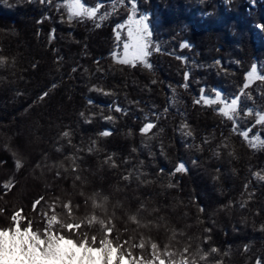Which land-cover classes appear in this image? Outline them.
Returning <instances> with one entry per match:
<instances>
[{"label": "trees", "instance_id": "1", "mask_svg": "<svg viewBox=\"0 0 264 264\" xmlns=\"http://www.w3.org/2000/svg\"><path fill=\"white\" fill-rule=\"evenodd\" d=\"M63 1L0 0V229L22 210L43 231L71 201L145 261L156 244L166 264H264V81L244 87L253 65L264 76V0H82L100 7L71 19ZM130 14L147 17L150 67L113 58ZM216 89L240 97L233 120L201 99ZM87 231L98 244L100 223Z\"/></svg>", "mask_w": 264, "mask_h": 264}, {"label": "snow or ice", "instance_id": "2", "mask_svg": "<svg viewBox=\"0 0 264 264\" xmlns=\"http://www.w3.org/2000/svg\"><path fill=\"white\" fill-rule=\"evenodd\" d=\"M67 3L69 13L78 17L87 16L92 18L100 7L99 3H97L96 7H85L81 0H67ZM132 6L135 8V4ZM146 20L147 17L143 15L139 19H134L133 14L128 16L127 38L123 41V52L121 53V58L117 61L119 64L135 67L139 63L145 67H150L147 58L152 54L153 49L150 48L151 41L149 37L151 32L148 23L145 22ZM120 27L122 26H117V28ZM116 39L120 41L121 36L119 33H116ZM180 46L184 48L189 45L181 44ZM155 50L159 51L158 48ZM113 58L116 59L115 52H113ZM256 72V66L253 65L251 71L247 73L246 80L248 82L252 80L264 81V76H257ZM188 75L187 72L184 73L185 80L188 79ZM244 87L247 88L248 83H245ZM44 95H47V93ZM41 99H43V96ZM201 99L205 104H222L223 106L220 107L219 112L229 120H233L237 113L240 97L237 96L232 98L230 103H225L221 99L220 91H216L215 99H208L203 95ZM199 102V100L196 101V103ZM115 111L121 112L123 109L116 107ZM106 118L109 120L113 119L111 116ZM256 123L264 124V115H260ZM153 127V123H145L141 127L140 132L142 134L147 133ZM191 134L190 131L187 132L188 136H191ZM240 134L247 138L249 133L248 131H242ZM69 135L70 133L68 132L63 133L65 137ZM100 135L108 136L110 131L105 130ZM19 166V162H17V167ZM113 167H115V164H113ZM75 170L73 168V171ZM175 171L185 172V164L181 162ZM258 178L264 180V176H259ZM76 179L79 180L80 177L77 175ZM124 179L127 180L128 177L125 176ZM169 186L171 187V185ZM4 187L9 188L10 184H6ZM43 199L41 197L33 203L34 210ZM95 200L98 202L97 199ZM85 203H87V200ZM62 208L66 210V215L57 213L55 204L50 206L49 211L43 213L45 223L43 231L39 229L33 230L31 221H28L27 226L22 227L20 223L24 219L22 210L14 212L11 216L12 226L7 229H0V264H117V261L126 262V264H145L143 256H133L131 251H127V254H125L124 246L119 243V240L114 244L109 239L113 228L108 226L105 221L102 219L98 220L94 214L85 215L79 219L74 218L75 213L71 201L63 203ZM131 221L136 223L137 217L135 215L131 216ZM97 222L100 223L102 230L98 244L97 236H90L87 231ZM124 243L128 244V241ZM130 247L143 249L144 245L141 242L138 245L132 244ZM157 247L156 244L152 245L153 251L151 252L152 260L150 264H166V261L156 254L155 250ZM215 250L213 249V251Z\"/></svg>", "mask_w": 264, "mask_h": 264}, {"label": "rangeland", "instance_id": "3", "mask_svg": "<svg viewBox=\"0 0 264 264\" xmlns=\"http://www.w3.org/2000/svg\"><path fill=\"white\" fill-rule=\"evenodd\" d=\"M81 3L82 4H84V2L81 0ZM84 6L86 7V5L84 4ZM62 9L64 10V12L66 13V15H67V17L69 18V19H71L74 15H71L70 13H69V9H68V3H67V0H64L63 2H62ZM143 16H145V15H143ZM134 19H139V18H134ZM147 21V20H146ZM145 21V22H146ZM146 23H148V22H146ZM118 25H120V26H122V27H120V28H117V30L115 31V35H116V33H119L120 34V30L121 29H124V31H125V34H126V38H127V26H128V19H126V21L125 22H121V23H119L118 22V24H117V26ZM148 27H149V24H148ZM121 50H117L115 53H116V59H114V60H117L118 61V59H120L121 58V53L123 52V41L121 42ZM256 74H257V76H260V73L258 72V70H257V72H256ZM247 76V75H246ZM255 81H257V80H252L251 82H248L247 80H246V83H248V85H250V84H252L253 82H255ZM216 91H220V90H218V89H216L215 90V93H216ZM220 93H221V91H220ZM203 96L204 97H206V98H208V99H215V95H205V94H203ZM234 98H236V97H234ZM221 99L222 100H224L225 101V103H230V100L232 99H226L225 97H223V95H222V93H221ZM219 105H220V107H222L223 105L222 104H220V103H218ZM238 105H239V101H238ZM150 262H151V260H149V261H145V264H150ZM122 264V263H121Z\"/></svg>", "mask_w": 264, "mask_h": 264}, {"label": "clouds", "instance_id": "4", "mask_svg": "<svg viewBox=\"0 0 264 264\" xmlns=\"http://www.w3.org/2000/svg\"><path fill=\"white\" fill-rule=\"evenodd\" d=\"M0 68H4L8 65L9 63V58L6 57V56H2L0 55ZM231 154V153H230ZM93 203H92V207L94 209H99L101 211H104L105 210V204L107 202V198H103V200H100L98 202H96L95 198L92 199ZM129 219L131 220V217H129ZM173 237H174V234H173ZM215 249V248H213ZM213 249L211 250L212 252H216L218 251L217 249L215 251H213ZM210 252H204L203 249L199 246H197L196 250L194 251L193 253V257H198L199 260H208V257L210 256ZM170 255L173 257V258H176L177 256L180 255V253L178 252H174V253H170ZM145 259H147V257H145ZM192 264H197V261L195 259H193V262Z\"/></svg>", "mask_w": 264, "mask_h": 264}, {"label": "bare ground", "instance_id": "5", "mask_svg": "<svg viewBox=\"0 0 264 264\" xmlns=\"http://www.w3.org/2000/svg\"><path fill=\"white\" fill-rule=\"evenodd\" d=\"M126 264V262L117 261V264Z\"/></svg>", "mask_w": 264, "mask_h": 264}]
</instances>
